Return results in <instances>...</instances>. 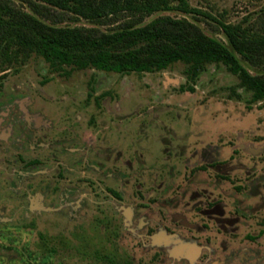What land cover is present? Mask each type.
<instances>
[{
  "label": "rangeland",
  "instance_id": "374dc122",
  "mask_svg": "<svg viewBox=\"0 0 264 264\" xmlns=\"http://www.w3.org/2000/svg\"><path fill=\"white\" fill-rule=\"evenodd\" d=\"M12 1L31 12L23 0ZM189 1L192 7L217 20L172 11L156 13L147 18L143 25L162 16L187 19L209 37L229 46L226 36L218 30V21L252 25L264 9V0ZM60 26L95 27L103 32H112L117 28V25L98 27L83 19L77 22L65 20ZM238 58L252 75L264 74V71L250 67L240 56ZM187 68L185 64L177 63L165 71L155 73L125 75L88 69L74 70L70 75H59L52 71L43 58L37 56H32L23 64L7 68L6 72H2L0 61V117L5 112L10 114L4 120L2 130L6 133L13 118L20 116L23 111L35 115L39 123L46 125L47 136L43 140L32 138L31 141L34 147L39 145L41 150L31 156L28 153V159L43 157L45 151H48L45 170L51 179L50 185H58L60 162L66 167L74 168L68 163H73L75 159L71 152L77 148L75 138L78 135L86 133L84 148L89 150L92 145L109 144L110 138L120 139L124 124L131 133L135 128L153 127L156 122H164L174 129L177 137L174 141L167 140L166 154L182 153L184 158L196 154L190 162L191 166H196L203 163L202 152L205 151L225 167L241 168V171L231 173L233 183L227 185L234 194L235 187L245 183L244 179L249 174L252 175L251 179L264 177V101L253 103L252 93L243 88L239 78L231 74L224 65H207L195 80L187 76ZM130 143L150 148L151 154L146 157L148 160L162 157V143L145 138L131 140ZM0 145L3 147L0 166L5 168L7 165L4 163H11L14 159L12 151L15 152V146L11 142ZM46 147L50 148L44 149ZM144 161L147 165L150 163ZM182 163L180 162V166ZM17 166L22 167L20 164ZM162 167L163 164H158L155 168ZM114 169L120 171L121 163L114 166ZM164 169L167 170V167ZM180 169H183V165ZM210 173L213 174V171ZM63 177L73 179L75 173H66ZM250 178L247 180H251ZM262 183L260 189L251 184L245 194L240 196L243 208L246 207L250 212L249 208L253 206L258 210L253 221L242 222L239 226L240 232L235 236L237 256L232 260L234 264H241L238 257L256 255L262 259L258 263L264 264V234L257 242H251L247 238V235L264 231L263 180ZM92 201L86 211L87 216L81 222V248L79 242L68 236L64 250L53 255L56 264H158L154 259V249L157 246L173 244V256L181 254L184 248L192 249L194 253L198 250L195 244L172 241V238L165 236L153 237L147 247H142L138 239L127 238L125 214L129 206L111 202L104 194L96 195ZM71 231L75 234L73 227ZM40 233L34 232V241L39 240ZM16 234L20 239L17 246L26 243V231H18ZM36 243L34 249L38 256L30 264H42L41 245ZM0 256L4 257V264H27L25 259L17 258L14 253L0 252ZM10 256L13 258L10 259ZM9 260L12 262L7 263ZM258 263L255 260L248 264Z\"/></svg>",
  "mask_w": 264,
  "mask_h": 264
},
{
  "label": "flooded vegetation",
  "instance_id": "af4514ba",
  "mask_svg": "<svg viewBox=\"0 0 264 264\" xmlns=\"http://www.w3.org/2000/svg\"><path fill=\"white\" fill-rule=\"evenodd\" d=\"M9 115L5 112L0 117V144L11 142L15 146L12 162H5V168L0 166V252L14 253L30 264L38 256L34 248L39 242L42 264H56L53 255L64 250L68 236L79 242L81 248L82 219L87 216L92 198L104 194L111 202L129 206L125 214L127 238L138 239L142 247H147L153 237L165 236L198 248L195 253L185 248L181 254L173 256V244L157 246L154 259L158 264H234L239 226L253 221L258 210L253 206L250 212L243 208L240 196L251 184L260 189L264 177L251 179L249 174L245 183L237 185L232 194L227 188L233 183L231 173L241 168L225 167L205 151L202 152L203 163L196 166L190 163L196 154L185 158L182 153L166 154L167 140H176V133L164 122H156L153 127H138L131 133L124 124L120 139L110 138L109 144L92 145L89 150L84 148L86 133L78 135L77 148L71 152L75 159L68 163L74 168L60 162L59 184L50 185L51 179L45 170L48 151L43 157L28 159V153L31 156L41 150L31 141L47 136L46 125L39 123L35 115L23 111L13 118L5 133L2 125ZM132 137L162 143V157L148 160L150 148L131 145V140H135ZM2 149L0 145V153ZM57 158L61 159L60 155ZM144 160L150 163L147 165ZM179 161L183 162L181 166ZM120 163L122 169L115 170L114 166ZM19 164L22 167H18ZM158 164L163 167L156 169ZM73 171V179L63 177ZM18 231H26L28 236L26 243L20 246H17L20 243ZM35 231L41 232L38 241L33 238ZM263 234L264 231H260L247 238L257 242ZM257 256L238 259L241 264L261 262ZM3 259L0 256L4 264Z\"/></svg>",
  "mask_w": 264,
  "mask_h": 264
},
{
  "label": "trees",
  "instance_id": "16d2710c",
  "mask_svg": "<svg viewBox=\"0 0 264 264\" xmlns=\"http://www.w3.org/2000/svg\"><path fill=\"white\" fill-rule=\"evenodd\" d=\"M23 1L30 13L12 0H0L2 72L37 56L59 75L88 69L125 75L155 73L183 63L187 76L195 80L207 65L221 64L252 93L253 103L264 101V74L252 75L238 58L264 71V9L252 25L219 20L218 30L226 36L227 46L187 19L162 16L143 25L156 13L172 11L217 20L192 7L189 0ZM80 19L117 28L103 32L95 27L60 26L65 20Z\"/></svg>",
  "mask_w": 264,
  "mask_h": 264
},
{
  "label": "water",
  "instance_id": "95a60500",
  "mask_svg": "<svg viewBox=\"0 0 264 264\" xmlns=\"http://www.w3.org/2000/svg\"><path fill=\"white\" fill-rule=\"evenodd\" d=\"M184 249H185V248H184ZM184 249H183V250H184ZM181 250H182V249H181Z\"/></svg>",
  "mask_w": 264,
  "mask_h": 264
}]
</instances>
